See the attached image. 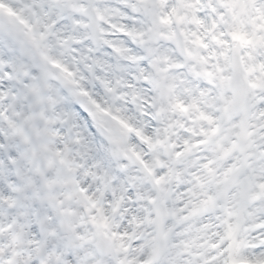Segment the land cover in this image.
<instances>
[{"label":"snow or ice","instance_id":"snow-or-ice-1","mask_svg":"<svg viewBox=\"0 0 264 264\" xmlns=\"http://www.w3.org/2000/svg\"><path fill=\"white\" fill-rule=\"evenodd\" d=\"M0 264H264V0H0Z\"/></svg>","mask_w":264,"mask_h":264}]
</instances>
